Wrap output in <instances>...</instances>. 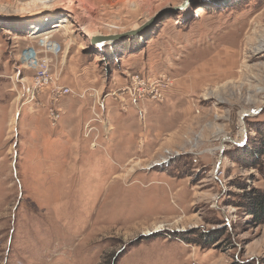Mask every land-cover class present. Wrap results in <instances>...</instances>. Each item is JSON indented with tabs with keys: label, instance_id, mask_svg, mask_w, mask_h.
I'll return each instance as SVG.
<instances>
[{
	"label": "rangeland",
	"instance_id": "rangeland-1",
	"mask_svg": "<svg viewBox=\"0 0 264 264\" xmlns=\"http://www.w3.org/2000/svg\"><path fill=\"white\" fill-rule=\"evenodd\" d=\"M184 1L0 0V264H264V0Z\"/></svg>",
	"mask_w": 264,
	"mask_h": 264
},
{
	"label": "bare ground",
	"instance_id": "bare-ground-1",
	"mask_svg": "<svg viewBox=\"0 0 264 264\" xmlns=\"http://www.w3.org/2000/svg\"><path fill=\"white\" fill-rule=\"evenodd\" d=\"M18 2V5L20 7L21 10L25 11V10H32V9H40V10H47L48 8H50L51 6H55V5H58V6H62L63 4V0H17ZM63 8V7H62ZM73 12V11H72ZM75 15L77 14H72V17L74 18ZM79 16L80 18V22H81V25L83 26L82 27V30H84L86 32L85 29L88 30V28L90 27L89 23L88 25H85L83 24L82 20H81V16L80 15H77ZM75 19V18H74ZM78 19V21H79ZM72 22L74 21H67L66 23H62V24H57V26L59 27L58 29H56L55 31H52V32H47V31H44L43 33H36V34H32L31 35V38L32 39H39L38 42H40L41 44H44L46 46V48L48 50H52L54 49V46L58 47L56 45V42H54L51 38H53V35L54 34H58V33H64V35L68 38L66 41V44L67 45H71V43L73 42L70 38V34H72L73 32H67L71 27H72ZM79 25V24H78ZM137 30V29H136ZM88 32V31H87ZM96 36V35H94ZM93 37L91 36V39ZM264 50V41H261L259 43V45L257 46V48H255V52H261ZM215 60V59H214ZM33 61V65L36 67L37 66V63L35 60H32ZM211 61V60H209ZM213 61V60H212ZM217 61V60H216ZM212 64V63H211ZM210 64V65H211ZM217 65V64H216ZM205 66V65H204ZM208 66V65H207ZM215 66V65H214ZM224 66V67H222ZM221 67H219L220 69H218V65H217V69L216 70H211L207 73V75H212L213 73H216L217 71H220V70H223L225 71L227 69V65H223L222 64ZM214 78H210L208 77V80L206 79V81H212ZM190 80V79H189ZM247 112V111H246ZM245 113V112H244Z\"/></svg>",
	"mask_w": 264,
	"mask_h": 264
},
{
	"label": "water",
	"instance_id": "water-1",
	"mask_svg": "<svg viewBox=\"0 0 264 264\" xmlns=\"http://www.w3.org/2000/svg\"><path fill=\"white\" fill-rule=\"evenodd\" d=\"M192 0H185L183 5L180 8L185 7L186 5H188ZM174 9L172 8H167L165 10H162L161 12H159L152 20H150L147 24H145L143 27L135 30L134 32L130 33L129 35H137V34H143L146 33L147 31H149L153 26H155L156 24H158L160 21H162L164 18L167 17V15L169 14V12L173 11ZM128 35H120V36H100V35H96L94 36L91 41L96 44V45H108L111 42L114 41H118V40H122L124 38H126Z\"/></svg>",
	"mask_w": 264,
	"mask_h": 264
},
{
	"label": "trees",
	"instance_id": "trees-1",
	"mask_svg": "<svg viewBox=\"0 0 264 264\" xmlns=\"http://www.w3.org/2000/svg\"><path fill=\"white\" fill-rule=\"evenodd\" d=\"M253 216L264 217V192L255 191L249 196Z\"/></svg>",
	"mask_w": 264,
	"mask_h": 264
},
{
	"label": "built area",
	"instance_id": "built-area-1",
	"mask_svg": "<svg viewBox=\"0 0 264 264\" xmlns=\"http://www.w3.org/2000/svg\"><path fill=\"white\" fill-rule=\"evenodd\" d=\"M33 60H35V59H33ZM35 61H36V60H35ZM36 63H37V62H36ZM32 64H33V61H32ZM33 67H34V69H36V70L39 68L38 64H37L36 67L33 65Z\"/></svg>",
	"mask_w": 264,
	"mask_h": 264
}]
</instances>
